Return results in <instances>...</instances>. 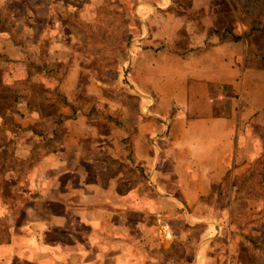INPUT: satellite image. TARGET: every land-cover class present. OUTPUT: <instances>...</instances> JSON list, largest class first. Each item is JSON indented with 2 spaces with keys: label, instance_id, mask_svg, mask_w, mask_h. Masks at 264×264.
Returning a JSON list of instances; mask_svg holds the SVG:
<instances>
[{
  "label": "crops",
  "instance_id": "0c3cea01",
  "mask_svg": "<svg viewBox=\"0 0 264 264\" xmlns=\"http://www.w3.org/2000/svg\"><path fill=\"white\" fill-rule=\"evenodd\" d=\"M223 1H138L139 30L126 65L134 97L127 94L120 105V134L97 137L79 112L59 115L56 135L66 136L36 167L25 198L40 196L25 207L12 241L0 244V264H227L225 226L196 210L214 201L244 125L264 109V72L249 57L244 32L240 42H222L211 32ZM42 4L37 21L30 8L13 17L22 43L0 30L7 80L38 58L33 45L51 38L49 61L69 51L57 14L51 35L42 33L38 16L52 8L50 0ZM44 135L51 141L53 134ZM108 139L146 174L152 194H142L141 181L130 188L127 181L116 188L115 177L106 183V161L93 155ZM49 169L58 176L53 196L43 175Z\"/></svg>",
  "mask_w": 264,
  "mask_h": 264
},
{
  "label": "rangeland",
  "instance_id": "374dc122",
  "mask_svg": "<svg viewBox=\"0 0 264 264\" xmlns=\"http://www.w3.org/2000/svg\"><path fill=\"white\" fill-rule=\"evenodd\" d=\"M138 1L50 0V12H41L38 17L41 25L46 26L42 30L45 36L51 35L49 30L55 26V14L62 21L65 34L63 47L69 49L64 53V59L49 61V58H45L48 50L53 48L52 39L49 38L40 45L32 46L33 52L38 54L35 62H30L25 70L7 80L3 77V58L0 57V174L3 177L14 180L15 174L7 171L21 167L23 170L31 168L34 178L38 172L36 167L66 136V132L56 135L61 127L57 124L59 115V120L73 117V108H78L80 116L84 117L87 131V127L93 131L95 128L97 137L120 134L119 125L115 124L121 121L120 105L127 94L134 97L129 88L131 70L126 65L132 39L139 30L140 23L133 12ZM37 2L0 0V30L8 31L14 42L22 43L23 39L14 31L13 17L20 15L21 10L30 8L35 14L31 12V18L37 21V9L45 6L42 0H39V4ZM177 2L188 4V0ZM226 6L234 10L232 0L223 1L215 13L216 25L229 18L228 12H221V8ZM237 31L239 34L244 32L246 37V27L240 20L237 21ZM66 36L70 37L66 39ZM250 58L264 72L260 62ZM25 101L31 106V116L27 115ZM244 126L237 153L231 157L229 170L214 191V201L202 204L196 212H208L214 215L209 221L225 226L226 233L222 238L227 251L223 254L224 262L264 264V178H261L264 177V109ZM44 134H53L49 139L51 141L44 138ZM113 149L109 140L103 148H96L93 155L106 161H102L106 167L103 176L106 183V179L115 177L116 188L125 181L130 188L136 181H141L142 194H152L146 174L132 169L129 162L126 163H131V160L122 158ZM21 155H25L26 159ZM43 175L53 185L48 188L47 195L53 196L58 176L54 169L44 171ZM258 184L262 185V189L257 187ZM32 195L34 198L40 196L39 192ZM31 198L28 197L24 205L14 211L7 210L9 207L0 199V226L10 223L18 229L24 219L25 207L33 203ZM208 225L212 226V222ZM1 238H5L2 232Z\"/></svg>",
  "mask_w": 264,
  "mask_h": 264
},
{
  "label": "trees",
  "instance_id": "16d2710c",
  "mask_svg": "<svg viewBox=\"0 0 264 264\" xmlns=\"http://www.w3.org/2000/svg\"><path fill=\"white\" fill-rule=\"evenodd\" d=\"M232 4L234 10L227 6L221 8L222 13L228 12L229 18L226 17V22L215 24L211 32L216 33L222 42H240L243 39L237 31V21L240 20L246 27V37L244 38L248 40V55L258 60L264 69V0H232ZM73 109L74 115L79 112L78 108ZM115 124L119 125V122L116 121ZM31 170V168L23 170L21 167L16 170H8L7 173L12 171L15 174L14 180L6 179L0 174V199L5 206L9 207L7 210L14 211L26 202L25 194L30 193L32 182ZM261 178L264 177L261 176ZM260 183L262 182L260 181ZM261 186L257 185L258 188ZM0 218L2 217L0 216ZM14 228L10 223L0 226V232L5 235V238L0 239V244H9L12 241ZM262 249H264V244Z\"/></svg>",
  "mask_w": 264,
  "mask_h": 264
}]
</instances>
